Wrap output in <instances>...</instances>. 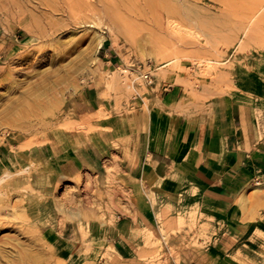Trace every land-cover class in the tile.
<instances>
[{
    "label": "rangeland",
    "instance_id": "1",
    "mask_svg": "<svg viewBox=\"0 0 264 264\" xmlns=\"http://www.w3.org/2000/svg\"><path fill=\"white\" fill-rule=\"evenodd\" d=\"M0 1V264H66L52 239L67 227L81 233L77 264H109L101 232L137 215L130 186L114 177L121 134L109 142L111 130L102 125L155 110L152 99L161 92L173 93L177 111L188 115H204L218 97L234 100L246 142L264 141V9L253 16L264 0L172 1L198 13L196 21L171 18L146 0H10L9 17ZM171 19L196 38L171 36ZM199 60H211L214 71L199 68ZM92 87L100 92L96 107L86 99ZM110 146L112 153L98 151ZM89 151L104 166L95 168ZM80 155L87 161L72 169ZM143 184L155 197L153 182ZM181 207L173 230L152 228L151 216L135 220L137 261L123 264H167L176 257L166 244L171 234L189 245L219 246L224 219L200 207L181 223ZM237 209L222 249L241 264H264V183L249 185ZM96 228L100 236L93 237Z\"/></svg>",
    "mask_w": 264,
    "mask_h": 264
},
{
    "label": "crops",
    "instance_id": "2",
    "mask_svg": "<svg viewBox=\"0 0 264 264\" xmlns=\"http://www.w3.org/2000/svg\"><path fill=\"white\" fill-rule=\"evenodd\" d=\"M153 98L155 110L141 109L133 116L113 117L102 125L111 130L107 135L109 142L117 139L112 136L121 134L120 146L116 150L120 172L114 177L117 182L130 186L137 215L136 219L124 217L107 226L104 233L101 232L106 237L103 240H107V245H115L123 260L137 261L134 247L135 240L140 242V239L132 237L134 233L130 226L135 220L139 222L140 217L151 216L152 228H160L164 224L165 229L173 230L176 209L182 206L181 219L182 213L185 217L198 205L199 210L203 207L217 214L219 220L224 219L222 225L225 227H219L223 230L219 231V246L189 245L188 240L171 234L166 244L176 252V257H170L167 264H241L230 250L225 251L222 247L235 231L237 200L241 193L256 181L264 183V141L246 142L248 129L234 100L218 97L204 107L207 111L204 115H188L177 111L173 93L161 92ZM86 99L91 107L98 106L99 90L89 88ZM141 99L144 104V99ZM123 123H126L125 128ZM154 142L159 144L160 150L151 147ZM134 144L135 152L131 149ZM98 151L112 153L114 148L110 146ZM87 156L95 168L104 166L98 153L89 151ZM84 158L74 156L72 169L87 161ZM147 171L149 177L144 174ZM98 176L105 180L108 175ZM145 180L153 182L155 197L145 189ZM190 205L196 206L190 208ZM167 222L170 224L165 225ZM98 229L92 233L93 237L100 236ZM142 237L143 240L144 235ZM81 240L79 230L74 228L70 231L67 227L63 236L52 239V245L61 261L77 264L83 254ZM105 252L103 248L102 253Z\"/></svg>",
    "mask_w": 264,
    "mask_h": 264
},
{
    "label": "bare ground",
    "instance_id": "3",
    "mask_svg": "<svg viewBox=\"0 0 264 264\" xmlns=\"http://www.w3.org/2000/svg\"><path fill=\"white\" fill-rule=\"evenodd\" d=\"M12 1V0H11ZM10 0H3V2H5L4 4H5V6H4V9H5V13H8V17H9V9H10V2H11ZM147 1V3L150 5V7H153L154 9L156 8V9H158L159 7H163L164 8V10H166V12L169 14V16L171 17V18H174V16H180V17H183L184 18V20L185 21H196V18H197V14L198 13H194V12H192V11H189V10H185V9H183V8H181V7H179V5H175V4H173V0H146ZM188 1H190V0H187V2ZM1 2V1H0ZM195 3V2H194ZM1 4V3H0ZM3 4V3H2ZM0 6H2V5H0ZM1 8V7H0ZM263 9H264V6L261 8V9H258L254 14H253V16H254V18L255 17H257L258 15H260L261 13H262V11H263ZM2 9H0V11H1ZM11 10V9H10ZM159 10V9H158ZM157 10V11H158ZM160 11V10H159ZM162 12V11H161ZM12 13V12H11ZM160 13V12H159ZM166 13V14H167ZM162 14V16L164 15L163 13H161ZM165 17H166V15H165ZM164 17V18H165ZM251 17V16H250ZM167 19H170V18H167ZM181 19V18H180ZM179 19V20H180ZM168 21V20H167ZM251 21H252V17H251ZM181 23V21H178V23L176 22V20L174 21L173 19H171L170 21H169V29H171V36L173 35V36H176V37H179V40L180 41H183V38L185 39V38H187V37H190V38H194L195 37V33H193L191 30H189V29H186L183 25H184V23H183V25L182 24H180ZM199 22V21H198ZM168 24V23H167ZM249 25H250V23H249ZM186 26V25H185ZM187 28H188V26H187ZM190 29H192V28H190ZM194 31V30H193ZM197 34V33H196ZM198 36V35H197ZM196 38V37H195ZM103 42H104V40H100V42H99V45H98V48H101L102 47V45H103ZM165 52V51H164ZM161 55H164V53H161ZM207 61V63L206 64H204L205 62ZM174 61L172 60V61H170L167 65H165V66H163V67H166V66H168V65H170V64H172ZM194 64L195 65H197L199 68H204V67H206L210 72L211 71H214V70H212L213 69V65H212V61L211 60H199L198 62H194ZM163 67H161V68H163ZM149 86V85H148ZM151 147H153V148H156V149H158V150H160V147H159V144L157 143V142H154V143H152L151 144ZM133 148H134V150H135V144L133 145ZM55 187H56V185H55ZM186 209V211L188 210V206L185 208ZM199 210V208H198V205H197V208H196V210L194 211V212H197ZM185 212V211H184ZM183 214L184 213H182L181 214V221H183ZM149 234H151L150 232H148ZM149 236V235H148ZM147 239H148V237H147ZM151 240V239H150ZM150 242V241H149ZM109 249H110V251H109V253H106L105 254V256H106V260H107V262L109 263V264H123V257H122V255L119 253V251L117 250V248L115 247V245H113L112 243L111 244H109Z\"/></svg>",
    "mask_w": 264,
    "mask_h": 264
},
{
    "label": "built area",
    "instance_id": "4",
    "mask_svg": "<svg viewBox=\"0 0 264 264\" xmlns=\"http://www.w3.org/2000/svg\"><path fill=\"white\" fill-rule=\"evenodd\" d=\"M139 68H142V66H139ZM142 77L144 78L145 81H147L148 83H151L152 76L150 72H146L145 74L142 75Z\"/></svg>",
    "mask_w": 264,
    "mask_h": 264
}]
</instances>
